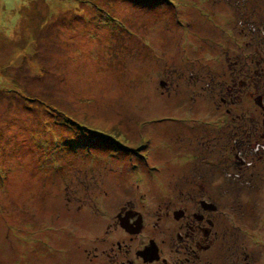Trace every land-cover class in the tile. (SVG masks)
I'll return each instance as SVG.
<instances>
[{"label":"rangeland","instance_id":"rangeland-1","mask_svg":"<svg viewBox=\"0 0 264 264\" xmlns=\"http://www.w3.org/2000/svg\"><path fill=\"white\" fill-rule=\"evenodd\" d=\"M258 66L264 0H0V264H113L112 210L168 196L241 205L264 263Z\"/></svg>","mask_w":264,"mask_h":264},{"label":"flooded vegetation","instance_id":"flooded-vegetation-1","mask_svg":"<svg viewBox=\"0 0 264 264\" xmlns=\"http://www.w3.org/2000/svg\"><path fill=\"white\" fill-rule=\"evenodd\" d=\"M263 72L261 66L256 67V75H263ZM241 75L243 82L247 76L244 70L238 68L233 72L232 79L238 80ZM257 79L258 82L255 77L253 79L255 87L264 85L260 84L264 79ZM231 88H234L233 82L224 92ZM260 98L263 97L258 94L256 102L264 111ZM244 152L238 157L248 163ZM234 203L236 208L239 207V202ZM232 206L231 202L228 205L225 196H168L165 201L156 204L159 214L152 223L155 233L150 234L144 231L142 212L130 203L123 204L112 210L107 227L117 226L129 235L143 232V236L134 247L125 240L114 241L116 250L112 251L110 260L113 259V264L117 259L118 264H260L252 250H246L243 244L241 224L235 219L243 217L241 205L228 210ZM119 254L120 258L115 259Z\"/></svg>","mask_w":264,"mask_h":264},{"label":"water","instance_id":"water-1","mask_svg":"<svg viewBox=\"0 0 264 264\" xmlns=\"http://www.w3.org/2000/svg\"><path fill=\"white\" fill-rule=\"evenodd\" d=\"M160 84H162V82H160Z\"/></svg>","mask_w":264,"mask_h":264}]
</instances>
